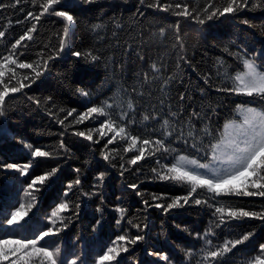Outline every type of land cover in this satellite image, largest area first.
<instances>
[{"label":"trees","instance_id":"trees-1","mask_svg":"<svg viewBox=\"0 0 264 264\" xmlns=\"http://www.w3.org/2000/svg\"><path fill=\"white\" fill-rule=\"evenodd\" d=\"M43 2L20 0L13 7L15 0H0L6 5L0 8V31L5 32V36L0 38V57L8 55L11 44L33 23L36 24L33 39L23 41L17 49V54L23 52L19 60L41 62L42 58L46 60L56 52L65 27L63 18L50 11L40 16L38 21L25 20L29 11L38 15ZM155 2L62 0L61 4L54 5L55 11H68L75 17V24L69 28L68 46L48 61V69L39 79L34 83L25 81L30 83L29 87L6 98V111L4 116H0V125L3 126L0 130V163H28L33 158L26 144H32L33 148L41 147L54 155L35 158L33 166L23 176L15 170H0V210L11 211L20 202H26L23 189L35 176L56 168L55 176L36 193L37 203L26 219L43 223L42 230H47L50 225L45 218L57 204L67 200L69 208L63 213L66 227L38 245L59 246L61 258L67 253L71 259L74 254L81 258L83 264H95L98 256L113 246L117 236L143 235V240L135 245L128 244V251L121 252L111 264H198V255L189 259L185 253L188 250L198 253L205 246L204 240L196 234L208 229L213 219L211 208L191 200L184 207L167 213L154 206L156 203H168V198L187 194L186 186L156 179L152 169L169 163L174 155L194 156L191 140L186 145L174 136L170 138L171 147L177 149V153L162 155L157 152L154 156L146 153L144 159L131 165L128 161L136 153L124 151L127 141L117 139L108 144L110 136L100 138L94 131L103 117L76 124L77 114L104 101L119 103L131 99L135 112L130 113V117L136 121L128 128L131 135H140L143 139L154 129H160L161 118H170L168 130L182 128L186 136L191 125L197 137H202L205 127L216 135L225 121L238 120L237 104L264 107V101L259 98L217 90L229 86L223 69L220 76L217 74L219 60L225 62L231 74L243 70L241 61L233 53H247L249 57H256L257 64L264 65V6H256L264 5V0H249L246 9L211 20L206 18L203 9L210 3L220 6L223 0H160L162 4L172 5L173 9L177 2L186 3L192 12L189 17L176 16L173 10L149 7ZM197 13L205 23L200 24L194 19ZM17 21L25 22L20 24ZM96 24L103 27L94 30ZM162 28L165 30L163 35L160 34ZM89 50L101 59L88 63L83 57L73 55L74 52ZM153 63L160 68L158 74L152 70ZM30 73L31 70L17 68L18 78ZM207 74L211 78L206 84L203 77ZM170 76L173 79L165 86L163 82ZM79 89L87 91L89 96H82ZM181 94L184 95L183 100L180 99ZM37 100L39 104L35 103ZM73 109V115L65 119ZM116 110L119 111L118 108ZM172 112L177 115L171 117ZM193 112L199 115L193 116ZM145 114L155 115L156 119L143 121ZM89 130H93V141L76 135L81 131L87 134ZM209 139H203L205 147ZM61 141L63 148L60 147ZM103 152L109 153V160L103 158ZM205 162L206 159L201 160V163ZM100 173H104L102 185L97 180ZM76 179L80 184L68 191L67 185ZM132 184L138 187H129ZM97 185L100 186L94 187ZM94 191L96 195H92ZM153 196L164 199L156 201ZM196 198L212 203L206 191H199ZM13 199L14 205L10 203ZM216 199L249 211L264 210V197L220 196ZM144 201L153 206L146 207ZM75 205H79L78 209ZM118 208L126 210L123 219ZM135 224H140L142 230L135 228ZM8 231L16 230L6 224L0 227V238H8L4 235ZM248 231L254 235L227 254L225 264H248L260 254L259 245L264 244V221L245 218L215 230L213 244L239 238V234ZM25 236L34 238L27 232L12 238ZM117 244L124 246L123 242ZM163 255L168 256V261L162 259ZM20 264H37V259L26 257Z\"/></svg>","mask_w":264,"mask_h":264},{"label":"snow or ice","instance_id":"snow-or-ice-1","mask_svg":"<svg viewBox=\"0 0 264 264\" xmlns=\"http://www.w3.org/2000/svg\"><path fill=\"white\" fill-rule=\"evenodd\" d=\"M35 2V0H33ZM86 3H92L94 0H85ZM143 3V0H141ZM20 3V0H15L12 5ZM62 0H44L41 7V11L38 15H33L29 11L25 17V20L31 18L38 21L40 16L54 11V14L58 17H62L65 21V27L63 28V34L59 44V48L53 55L48 58L41 59V62L28 63L20 61L19 57L23 55V52L17 54V49L22 45L23 41H31L33 39L32 33L36 30V24L33 23L30 28L24 31L23 35H20L14 43L11 44L9 53L6 56L0 57V116H4L6 111V98L10 95L21 92L22 89L29 87L30 83H34L39 79L45 71L48 69V61L58 56L60 52L68 46L69 40V28L75 24V17L70 15L68 11H55L54 5H59ZM249 6V0H223L220 6L209 4L203 9L206 14V18L211 20L213 17L224 16L225 14H233L246 9ZM257 7L264 6L257 4ZM6 5L0 3V8H4ZM149 7L159 8L163 11L173 10L176 16L189 17L192 16V12L189 11L186 3L177 2L174 5L162 4L160 0H156L154 4ZM211 9V11H209ZM198 23H205L204 19H200V14L194 17ZM25 21H17V23L23 24ZM244 23H248L244 21ZM103 25L96 24L93 26L94 30L102 28ZM176 31L178 33L179 27L177 25ZM165 30L162 28L160 34L163 35ZM5 36L4 31H0V38ZM180 37L177 35V40ZM228 49L225 48V52ZM74 56L85 59L88 63H95L101 59V56L95 54L89 50L85 53L74 52ZM236 58L241 61L242 71H237L234 74L229 73L228 68L223 60L218 61L217 74L221 75V69H223V76L226 77L228 87L218 88V91L227 92L234 95L256 97L261 101H264V65L256 63V57H249L247 53H233ZM183 59V58H182ZM152 70L154 73H159L160 68L155 63L152 64ZM17 68L31 70L30 75H24L22 78L17 76ZM7 78V82H6ZM145 80L148 79L147 74H144ZM211 75L207 74L203 77L204 82L207 84ZM173 77H168L164 80V85L167 86L169 81ZM30 81V83H25ZM15 86L10 87V84ZM84 97H88L89 93L83 89L78 90ZM135 89H133V92ZM51 99L50 97L48 98ZM180 99H184V95H180ZM39 104L40 101H35ZM119 109L117 111L116 109ZM75 112V109L67 113V117H70ZM135 106L131 99L126 101H120L117 103H109L104 101L99 106L88 107L85 112L77 114L74 123H83L89 119H99V127L94 131L100 138L110 136L108 144L113 143L117 139L127 141V146L124 151L135 152L136 154L128 161L129 164L135 165L138 161L145 158V155L154 156L157 152L162 155L165 153H177V149L171 147L172 140H182L184 144H189L191 140V149L194 151V156L186 155H174L172 161L160 165L158 168H153L152 172L155 173V178L159 180L171 181L173 183L186 186L187 194L184 196H176L168 198L169 202L166 204L156 203V208L162 209L165 213L172 209L184 207V205L191 202L205 206L212 209L213 219L210 221L209 228L203 233H197L198 238L204 240V247L199 250L198 253H193L191 250L186 251V258H191L193 255H198L200 259L198 264H225L224 258L227 254L231 253L238 245L244 244L254 235V232L248 231L246 234H239V238L225 239L222 243L213 244V238H215V230L230 226L231 222L243 220L245 218H257L264 221V210L262 211H249L243 207L234 206L232 204H225L216 199L220 196H244V197H264V107H252L245 104H237L236 112L239 113L240 118L230 119L225 121L222 130L216 135L205 127L202 137L192 131L191 125L187 135L182 128L168 130L170 127V118H161L162 123L160 129H154L153 133L149 134L145 138H141L140 135H131L128 128L136 123V121L130 117V113L134 114ZM115 113V119L113 114ZM175 112L170 113L171 117H175ZM199 113L193 112V116H198ZM150 119H156V116H149L145 114L142 117L143 121H149ZM64 123L63 120L60 121ZM0 125V130H2ZM93 130H89V133L77 132L76 135L84 137L89 141H93ZM159 132L157 136L156 133ZM210 137L209 143L205 147L203 139ZM98 142V141H96ZM200 145L198 148L197 145ZM26 147L30 149V159L28 163H0V170H15L20 175H26L28 170L33 166L35 158L52 157L53 152L44 151L41 147L33 148L32 144H26ZM60 147L63 148V142L61 141ZM203 153L201 156L200 153ZM210 154V158H209ZM103 158L109 160V153L103 152ZM202 159H206L207 162L201 163ZM159 165V161H157ZM123 167V165H122ZM79 172V170H76ZM57 172L56 168H52L50 171H46L43 175H37L31 182L23 189L24 199L26 202H20L18 206L14 207V210L3 211L0 210V216L6 218H0V227L5 224L7 226H13L16 231L5 232L4 235L8 238H0V264H20L25 258L37 259V264H83L81 258L78 255L73 254V258L69 259L66 253L61 258V248L56 246L52 248L50 246H38L41 241H45L46 238L57 235L66 225L64 224L63 213L68 210L69 203L67 200L57 204L48 216L45 218L50 225L47 230H42L43 223H33L32 220L26 219L29 213L37 203V196L41 188L51 177L55 176ZM104 173H100L97 180L102 185ZM80 180L76 179L67 185L68 191H71L74 186H78ZM100 185L94 186L99 187ZM129 187L135 189L138 186L136 184L129 185ZM251 189V190H250ZM199 191H206L210 194L212 203L209 204L208 200H200L196 198ZM94 191L92 195H96ZM67 196V192L64 193ZM88 195V193H85ZM153 200L159 201L164 199L162 196H153ZM11 204H15V200H10ZM146 207H151L148 201L143 202ZM78 209L79 205L74 206ZM121 219L125 214V209L118 208ZM35 215V214H34ZM119 220L117 224H119ZM131 223V221H129ZM99 224V221H97ZM135 228L141 229L140 224H135ZM146 227V225H144ZM29 233L34 238H28L25 236L22 239L12 238L15 235L23 234V232ZM144 239L143 235H136L135 237H129L128 235H120L116 237L113 242V246L107 247L103 254L99 255L95 261V264H111L116 261L121 252L128 251V244L135 245L138 241ZM117 242H123L124 246H118ZM259 255H255L248 264H264V244L259 245ZM162 259L168 261V256L163 255Z\"/></svg>","mask_w":264,"mask_h":264}]
</instances>
